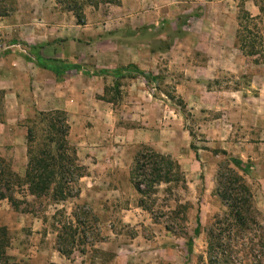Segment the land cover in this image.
Segmentation results:
<instances>
[{
    "label": "rangeland",
    "instance_id": "1",
    "mask_svg": "<svg viewBox=\"0 0 264 264\" xmlns=\"http://www.w3.org/2000/svg\"><path fill=\"white\" fill-rule=\"evenodd\" d=\"M13 2L15 10L10 16L18 6V0ZM26 2L25 8L37 2L36 10L40 11L28 14L23 8L22 21L40 19L45 23L38 30L41 37L37 41L41 43L32 47L23 37L14 38L12 31L0 29V123L6 112L2 88H18V99L25 106L24 117L9 125L10 134L24 135V144L4 146L0 140V156L4 155L14 173L23 176L26 121L41 112L35 100L48 97L51 103L55 100L62 106L67 102L73 106L70 115L83 122L82 147L98 153L110 151L114 156L113 166L103 173L113 193L100 195L104 188L98 185L87 192L86 201L54 205L43 198L34 205L20 206L27 213L14 212L4 200L0 204L3 214H16L13 229L7 228L9 256L22 264H39L32 249L37 243L33 234L41 229L47 238L42 240V249H56L55 229L66 224L74 210L83 226L74 225L77 236H64L75 242L69 260L77 258L87 264H207L204 231L224 210L214 194L216 171L225 160L220 151L249 162L243 179L264 218L263 0H142L131 12L132 18L124 11L126 21L118 27L105 21L107 15L91 19L94 10L85 7L84 31L75 29L72 14L63 12L54 0ZM22 31L31 34L28 28ZM244 43L255 56L242 53ZM31 48H41L66 64L82 66V72L89 76L76 80V72L71 71V77L66 75L69 83L58 78L55 90L34 91L30 77L34 68L23 57L33 56ZM128 65H134L140 76L120 80L117 89L111 77L100 80L95 76L100 70ZM80 86L83 93L87 91L85 97H81ZM75 100H79L77 105ZM179 100L185 108L177 105ZM53 111L61 110L44 112ZM61 112L69 125L75 124L68 112ZM78 136L69 132L67 138L75 149L82 148L75 144ZM141 145L169 155L186 180V190L173 186L171 195L164 193V186L159 187L150 199L155 201L150 214L140 209L142 198L130 181L133 159ZM122 152L131 157L121 158ZM78 164L83 168L84 186L91 171H96ZM15 196L20 199V195ZM143 200L150 205L147 198ZM197 215L201 234L196 238ZM34 220L38 223L35 230ZM188 239L193 241L191 254L186 248Z\"/></svg>",
    "mask_w": 264,
    "mask_h": 264
},
{
    "label": "trees",
    "instance_id": "2",
    "mask_svg": "<svg viewBox=\"0 0 264 264\" xmlns=\"http://www.w3.org/2000/svg\"><path fill=\"white\" fill-rule=\"evenodd\" d=\"M62 6V11L71 13L76 24L84 25V8H97L99 5L119 6L121 0H54ZM264 1V0H263ZM13 0H0V18H6L14 12ZM263 13V8H259ZM247 18L252 19L249 15ZM239 41V36L236 37ZM41 49V48H40ZM40 49L32 55L23 56L25 60L35 62L43 70L52 72L56 77L63 76L68 71H83L79 65L66 64L60 60H44L40 58ZM246 49V52H245ZM244 55L253 57L256 53L249 44L240 46ZM32 56V57H31ZM32 58V59H31ZM140 71L134 65L116 68L111 71L100 70L95 76H108L114 80L113 88L119 86L122 79H133L140 76ZM174 98H172L173 100ZM178 106L185 108L183 101ZM26 157L27 165L23 176H19L10 164L0 157V201H7L14 212L27 213L20 206L34 205L37 200L47 199L54 205L64 203L69 199L78 198L79 180L84 176L83 168L79 166L75 148L67 141L69 125L66 115L61 111L38 112L32 119L26 121ZM197 156V150L191 146ZM225 160L218 166L215 177L214 194L224 208L222 214L213 217L212 222L204 231L206 243L207 264H264V218L254 203V197L243 176L249 169V162L244 163L238 158L228 156L220 151ZM133 169L130 181L137 194L142 198L139 207L151 213V205L158 193V188L164 186L165 194H172L174 187L186 190V180L179 164L169 155L160 154L152 148L141 145L133 159ZM174 186V187H173ZM22 192V195L20 192ZM15 195H20V199ZM27 198H31L27 202ZM147 198L150 205H146ZM77 208V207H76ZM184 209V206H182ZM187 209V208H185ZM56 212L53 216L55 219ZM170 214H175L170 212ZM66 224L56 228V249L60 255L69 260L75 242L64 239L78 235L74 225L83 226L72 211ZM199 215L196 216L194 237L201 234ZM81 234V232L79 231ZM192 239L186 241L188 254L192 252ZM10 237L6 227L0 225V264H22L8 255Z\"/></svg>",
    "mask_w": 264,
    "mask_h": 264
},
{
    "label": "crops",
    "instance_id": "3",
    "mask_svg": "<svg viewBox=\"0 0 264 264\" xmlns=\"http://www.w3.org/2000/svg\"><path fill=\"white\" fill-rule=\"evenodd\" d=\"M26 1L28 0H18V6H17V10L16 12L10 16V17H6V18H0V29H8L9 31H12V33L14 34L13 37L17 38L18 37H23V39H25L27 45L29 47L35 46V45H39V41H37L38 39H40L41 34L39 28L45 23L44 20H36L35 22L33 20L30 21V23H25L24 21H22L24 15L26 12H24L23 14V8L24 11H28V14H31V12H36V11H40V10H36V4L37 2H35V4H28L29 7H26L27 3ZM140 1L142 0H121L120 5L119 6H112V5H99L97 8H92L94 10V13H90L91 19L93 18V16H101V15H107V17L105 18L107 20H110L112 24H114L116 27L120 26L121 21H126L125 15H124V11L126 12V10L129 11L130 16L132 18L131 12L133 13L136 9V6L138 5V3H140ZM151 1V0H149ZM34 5V6H33ZM90 19V20H91ZM86 20H89L88 18H86ZM89 20V21H90ZM88 21V22H89ZM108 21V22H110ZM105 23V22H104ZM107 23V22H106ZM75 29H77V31H84L85 27L87 25H82L79 26L76 23L74 24ZM108 25V23H107ZM23 28H28L31 32L30 35H26L24 33V31H22ZM21 29V30H20ZM23 32V33H21ZM82 33V32H81ZM44 36V35H42ZM237 47V46H236ZM233 48L234 45H233ZM241 57V56H240ZM40 58L44 59V60H57L55 57H53L52 55H50L49 53H44L43 50L40 49ZM242 58L244 59L245 57L242 56ZM32 59V58H31ZM25 60V59H24ZM26 61V60H25ZM29 65L33 66L34 71L32 70L33 75L30 76L31 77V86L33 88L34 91L38 90L41 91L40 89H46L48 91L55 90L54 87L56 86V81L58 78H62L65 79V83H69V81H67V76L66 75H71V71L66 72L63 76L61 77H56L52 72L48 71V70H43L38 68L35 65L34 60L32 59L31 61H27ZM103 69H107L105 67H103ZM116 69V68H114ZM76 72V71H75ZM89 75L87 73H83L82 71L80 72H76V76L74 77V79L76 80H80L83 81L82 77H88ZM102 78H109L108 76H101L99 77L100 80H102ZM29 80V75L28 78ZM30 83V82H29ZM0 84H3L0 83ZM79 88V87H78ZM5 92H4V107L6 109L5 115H4V121H2V123H0V140L4 141V146H13L14 144H24V135H21L19 137V134H10L9 129H10V124L13 122L19 121L20 119H22L23 116V112H24V105H22V103L19 101L18 99V88H2ZM83 87L80 86V90H81V97H85L87 95V91L84 90L83 93ZM16 91H17V95H16ZM56 97V96H55ZM72 101V98H71ZM80 103H83V99H80ZM79 103V100H75V105H77ZM35 107L38 111H51V110H61V111H65L68 112L69 117L71 122L73 121V123L75 124H70L69 125V132L70 135H79L78 138H75V144L77 146H84V142L85 140L83 139V134H84V126H83V122H79V120H77V117H73L72 115H70V113L73 112L71 105H69V103H65V106H62L61 104H58L57 101H53V103H51L50 98H45V100H35ZM13 107L15 108V114H13ZM75 107V106H74ZM70 112V113H69ZM82 119V118H81ZM77 121V122H76ZM82 121V120H81ZM13 125V124H12ZM13 127V126H11ZM14 129V128H12ZM20 139V142H19ZM76 150V155H77V159H78V163L83 164V165H89L92 167V169H94V171H96V174L93 173L91 171L90 176L88 177V182L86 184H84V186L81 184V181H83V179L81 178L79 183H78V187L80 189V194L78 196V198L75 199H69V200H76V201H80L83 202V200L85 199L86 201V196H87V192L93 191L94 189H96V187L98 185H102L104 188V193H100V195L104 196L105 192H110L113 193L112 188L109 187V181L106 178V175L103 174L106 172V170H108L109 168H111L113 166L114 163V156H112L111 152H103V153H98L95 150H85L83 147L79 148V149H75ZM23 148H22V153H23ZM20 153H21V148H20ZM0 157H4V155L0 156ZM121 158H126L129 159L131 156L128 154H124L123 152L120 155ZM117 159V156H115V160ZM102 170V172H101ZM89 171V170H88ZM100 174V175H99ZM90 190H88V188ZM108 188V189H107ZM4 201H0V204L3 203ZM104 202V201H103ZM99 205V204H98ZM13 212L10 213H6L3 214V212L1 211L0 208V223L2 226L8 228V229H13L14 224L13 221H15L16 219V214H12ZM26 219H28V217H26ZM12 220V221H10ZM22 222L25 223V218L22 219ZM31 222L30 220L27 222L29 223ZM37 221L34 220L33 226L34 229L37 226ZM22 226L20 227H25L24 224H21ZM19 227V226H18ZM27 227H30L27 225ZM33 236L35 237L34 241H36L37 243L35 244L36 246L34 248H32L34 251V258L40 260L39 264H41L43 261L44 263L48 264H66V263H70V264H87L86 262H82L79 261V259H71V260H67L66 258H64L62 255H60L57 251V249H53L52 247L48 249V251L43 250L42 249V240H47V238H44V232H42V230L40 229L39 231L37 230L35 234H33ZM41 244V245H40ZM53 246H55V244H52ZM42 260V261H41ZM67 261V262H66Z\"/></svg>",
    "mask_w": 264,
    "mask_h": 264
}]
</instances>
